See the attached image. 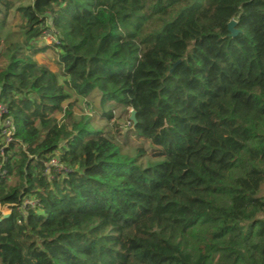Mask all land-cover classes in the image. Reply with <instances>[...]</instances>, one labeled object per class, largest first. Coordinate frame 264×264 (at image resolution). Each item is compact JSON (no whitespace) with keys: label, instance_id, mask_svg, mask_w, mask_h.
<instances>
[{"label":"trees","instance_id":"16d2710c","mask_svg":"<svg viewBox=\"0 0 264 264\" xmlns=\"http://www.w3.org/2000/svg\"><path fill=\"white\" fill-rule=\"evenodd\" d=\"M15 5L0 0V42ZM15 10L23 39L0 56L13 127L0 142V264H264V0ZM48 27L57 43L42 42ZM48 48L59 71L34 58ZM73 96H97L103 121L124 109L126 135L148 147L77 115Z\"/></svg>","mask_w":264,"mask_h":264},{"label":"rangeland","instance_id":"374dc122","mask_svg":"<svg viewBox=\"0 0 264 264\" xmlns=\"http://www.w3.org/2000/svg\"><path fill=\"white\" fill-rule=\"evenodd\" d=\"M16 5L15 8L21 4V3H28L29 0H15ZM15 8L12 9L11 15L7 18L5 27L1 34V42H0V56L4 57L7 56L8 50L7 47L16 41H22L23 36L20 32V15L15 10ZM3 15L0 14V18H2ZM56 51H54L53 48H48L47 50L38 53L34 58L38 60L42 64H46L50 66L53 70L59 71V65L56 61ZM65 77L62 75L59 76L60 82H65ZM75 99L77 102L76 112L77 115L81 113V108L83 111L87 114H93L95 116L97 124L102 125L106 124L109 130H113L115 134L119 135L120 139H126L128 145L130 147L138 146V145H144L147 146L146 141L137 140L133 136L126 135L127 126H126V111L124 109H120L115 113V118L112 120H105L103 121L102 117H100V113L96 112L98 106V97L90 98L89 100L82 97H76L73 96L72 100ZM87 101V102H86ZM98 119V120H97ZM148 147V146H147ZM262 193L264 194V189L262 190ZM3 207V211H4Z\"/></svg>","mask_w":264,"mask_h":264},{"label":"built area","instance_id":"2783aa9c","mask_svg":"<svg viewBox=\"0 0 264 264\" xmlns=\"http://www.w3.org/2000/svg\"><path fill=\"white\" fill-rule=\"evenodd\" d=\"M42 42L47 44L57 43L58 37L57 32L52 28L48 27L44 30L42 35ZM8 112L6 106L2 103H0V136H1V143L7 144L10 141H12L13 137V127H12V120L9 117H3ZM1 152L3 153V149H1ZM48 167H55L59 171L67 170V168L60 163L59 159L57 157H52L47 162ZM49 169V168H48ZM26 204H34L33 197L25 198L24 205ZM4 211H11L10 208L5 207Z\"/></svg>","mask_w":264,"mask_h":264},{"label":"water","instance_id":"95a60500","mask_svg":"<svg viewBox=\"0 0 264 264\" xmlns=\"http://www.w3.org/2000/svg\"><path fill=\"white\" fill-rule=\"evenodd\" d=\"M236 23L237 21L236 20H231L229 23H228V29L229 31L231 32L232 35H235L238 33V30L235 28L236 26ZM129 118L133 121V122H136V111L133 109L131 110V113H130V116ZM11 212L10 211H7V212H3L1 215H0V222L3 221Z\"/></svg>","mask_w":264,"mask_h":264}]
</instances>
